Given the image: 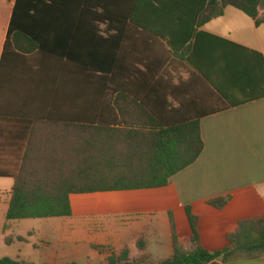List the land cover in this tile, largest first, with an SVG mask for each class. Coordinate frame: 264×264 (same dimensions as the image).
<instances>
[{
	"label": "crops",
	"instance_id": "1",
	"mask_svg": "<svg viewBox=\"0 0 264 264\" xmlns=\"http://www.w3.org/2000/svg\"><path fill=\"white\" fill-rule=\"evenodd\" d=\"M15 1L0 0V115L33 119L51 109L54 115L72 120L97 115L101 126L115 129L136 128L131 124L143 117L147 130L149 123L162 121L165 128L190 132L198 121L203 144L198 159L166 187L71 195L70 217L40 219L42 232L48 234L42 243V264H107L124 248L130 260L147 255L146 264L158 263L147 250L155 245L167 251L168 258L173 255L169 214L178 245L190 251L187 208L197 218L200 246L211 253L229 247L227 238L240 221L264 222V24L228 6L191 39L184 34L178 37L172 48L170 29L139 26L137 12L133 22L119 21L112 27L100 23L97 28L89 26L91 16L84 14L83 26L75 29L76 15L59 11L52 17L61 26L49 30L51 49L85 52L95 43L91 36L108 40L113 36V84L102 80L93 96L90 76L80 69L83 60H44L35 52L3 55ZM262 17L264 7L257 19ZM96 45L108 49L105 40L98 38ZM172 49L190 51L183 57L172 55ZM57 64L67 66L59 72L52 69ZM222 104L230 107L215 112ZM11 189L5 199L0 198L1 234L3 240L25 238L22 244L28 245L34 232L25 236L18 231L19 223L27 220L6 222ZM222 197L229 199L220 209L208 203ZM14 246L15 242L7 245ZM19 254L14 258L27 263ZM231 257L217 264H264V254L250 259L235 251Z\"/></svg>",
	"mask_w": 264,
	"mask_h": 264
},
{
	"label": "trees",
	"instance_id": "2",
	"mask_svg": "<svg viewBox=\"0 0 264 264\" xmlns=\"http://www.w3.org/2000/svg\"><path fill=\"white\" fill-rule=\"evenodd\" d=\"M70 1L66 0V4L59 0H16L3 55L7 52L17 56L35 52L44 60L57 58L78 63L83 60L80 69L90 76L89 91L93 96L97 95L102 80L113 84L116 73L113 36L109 37L110 40L97 34L91 36L95 43L85 52L51 49L49 44L53 36L49 30L61 26L52 17L59 11L76 15L73 19L75 29L83 26L81 16L84 14L91 16L89 26L97 28L100 23L112 27L119 21L133 22V15L137 12L139 26L170 29L168 39L172 48L178 37L184 34L191 39L198 28L222 15L228 6L256 20L257 24H264V17L257 19L264 0ZM98 38L107 42L108 49H98ZM189 51L172 49V55L181 53L185 57ZM66 66L57 64L52 69L63 72ZM229 107L222 104L215 112ZM53 113L49 109L45 115L33 119L0 115V178L13 181L6 222L70 217L71 195L166 187L171 178L194 163L203 150L198 121L194 122L192 132L181 127L165 128L162 121L149 123L147 130V121L143 117L131 124L136 128L115 129L101 126L97 115L81 121ZM124 121L122 117L120 122ZM125 124L129 127V123ZM228 199L216 198L208 203L220 209ZM186 214L192 231L191 250L185 251L178 245L169 214L173 255L155 264H217L218 261H230L235 251L246 253L250 259L264 254L262 220L240 221L227 238L229 247L211 253L200 246L197 218L189 208ZM6 230L7 225L4 226ZM26 241L22 237L6 236L4 239L6 245ZM137 247L143 250L139 243ZM147 261V255L130 260L129 250L124 248L119 255L110 256L107 264H146ZM0 264L28 263L3 257Z\"/></svg>",
	"mask_w": 264,
	"mask_h": 264
},
{
	"label": "rangeland",
	"instance_id": "3",
	"mask_svg": "<svg viewBox=\"0 0 264 264\" xmlns=\"http://www.w3.org/2000/svg\"><path fill=\"white\" fill-rule=\"evenodd\" d=\"M12 184H13L12 180L0 178V198L1 199L6 198L5 195L10 192ZM2 223H3V218L0 214V259L4 257V255H6L5 253H8L11 259H13L15 257L14 256L15 253H17V251H20V254H19L21 257L20 259H26V262L31 263V264H42L43 259L41 258V253L43 252L44 247H45L44 245H42V243H45L46 239L44 236H47L48 234L46 230H45L46 232H42L41 230L42 226H41L40 220L30 219V220L22 221L21 223H19V224H22L19 226V229H18L20 233L25 232V236H26L28 232H34V235L29 238L30 243L28 245L15 242V246L12 248L7 247V245L4 243V240L1 234ZM15 233H17L16 230H15ZM33 245L39 246V248H33ZM154 246L150 245V248L147 250V252L151 254L150 259L152 261H161V260L168 258L169 254L167 251L154 247ZM55 247L56 246H53V248ZM78 263L80 264L81 262H77L76 264Z\"/></svg>",
	"mask_w": 264,
	"mask_h": 264
}]
</instances>
